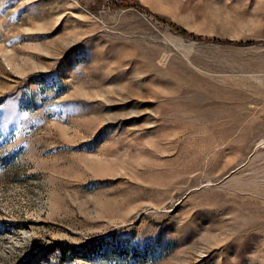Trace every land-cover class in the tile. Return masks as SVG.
<instances>
[{"label":"rangeland","instance_id":"rangeland-1","mask_svg":"<svg viewBox=\"0 0 264 264\" xmlns=\"http://www.w3.org/2000/svg\"><path fill=\"white\" fill-rule=\"evenodd\" d=\"M0 264H264V0H0Z\"/></svg>","mask_w":264,"mask_h":264},{"label":"trees","instance_id":"trees-1","mask_svg":"<svg viewBox=\"0 0 264 264\" xmlns=\"http://www.w3.org/2000/svg\"><path fill=\"white\" fill-rule=\"evenodd\" d=\"M126 6H128V7H132V8H136V9L142 11V12L147 13L146 8L141 7V6L138 5L137 3L127 4ZM156 18H157L159 21H161L162 23H166L165 19H163V18H159V17H157V16H156ZM170 27H172V29H173L176 33H178V34L185 35V36H189V37H195L194 34L189 33V32L186 31L184 28L179 27V26H177V25H175V24H172V23H171V24H170ZM200 39H201V38H200ZM216 41H217V40H216ZM70 249H71L70 246H66V247L64 248L63 252H62V256H65V255L67 254V252H68Z\"/></svg>","mask_w":264,"mask_h":264}]
</instances>
